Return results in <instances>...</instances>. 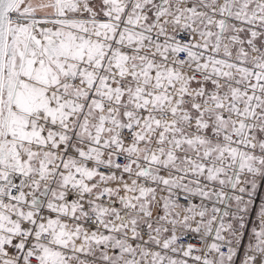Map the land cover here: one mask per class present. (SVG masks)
I'll return each mask as SVG.
<instances>
[{
	"label": "snow or ice",
	"instance_id": "6c2138e0",
	"mask_svg": "<svg viewBox=\"0 0 264 264\" xmlns=\"http://www.w3.org/2000/svg\"><path fill=\"white\" fill-rule=\"evenodd\" d=\"M0 264H264V0H0Z\"/></svg>",
	"mask_w": 264,
	"mask_h": 264
}]
</instances>
